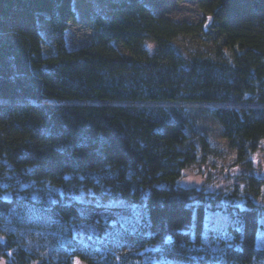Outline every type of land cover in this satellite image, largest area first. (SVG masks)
I'll return each instance as SVG.
<instances>
[{
    "label": "trees",
    "instance_id": "16d2710c",
    "mask_svg": "<svg viewBox=\"0 0 264 264\" xmlns=\"http://www.w3.org/2000/svg\"><path fill=\"white\" fill-rule=\"evenodd\" d=\"M73 1L0 0L4 264H264V207L177 184L197 152L152 109L205 105L247 162L264 138V0H194L205 26L108 0L71 47ZM216 210L224 227L204 223ZM86 224L99 235L77 238Z\"/></svg>",
    "mask_w": 264,
    "mask_h": 264
},
{
    "label": "rangeland",
    "instance_id": "374dc122",
    "mask_svg": "<svg viewBox=\"0 0 264 264\" xmlns=\"http://www.w3.org/2000/svg\"><path fill=\"white\" fill-rule=\"evenodd\" d=\"M107 2L108 0L73 1L77 18L66 30L68 46H80L93 38L91 14L94 10H103ZM152 2L155 8L153 12L156 15L178 22L205 26V20L194 0H152ZM204 107L203 104L179 101H164L152 105V109L158 114L185 123L189 141L197 152L196 161L182 170L177 184L234 196L233 199H236L241 206L247 195L255 204L264 207V138L258 142L247 162L243 164L236 162V151L228 144L220 123L208 114ZM252 190L257 194L254 195ZM83 193L81 191L75 196L84 200ZM227 221L228 216L216 210L207 212L204 223L211 228H221ZM259 221L261 226L257 234V245L261 246L264 244V216ZM74 235L85 240L99 234L94 225L86 224L74 231ZM114 256L117 263L121 264L120 257L123 256L119 252H114ZM0 264H4L1 257ZM72 264L86 263L80 258H74Z\"/></svg>",
    "mask_w": 264,
    "mask_h": 264
}]
</instances>
